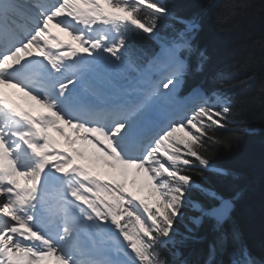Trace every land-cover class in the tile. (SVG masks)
<instances>
[{
  "label": "snow or ice",
  "instance_id": "1",
  "mask_svg": "<svg viewBox=\"0 0 264 264\" xmlns=\"http://www.w3.org/2000/svg\"><path fill=\"white\" fill-rule=\"evenodd\" d=\"M162 20L172 21L164 37ZM200 30L165 0H0V264H181L163 253L175 257L186 239L175 225L193 159L210 165L195 145L231 112L199 85L180 94L189 57L198 72L208 59L194 44ZM136 33L157 47L138 49ZM132 169L147 196L128 188ZM201 192L191 223L213 232L202 264L229 254V264H256L229 247L231 200Z\"/></svg>",
  "mask_w": 264,
  "mask_h": 264
},
{
  "label": "trees",
  "instance_id": "2",
  "mask_svg": "<svg viewBox=\"0 0 264 264\" xmlns=\"http://www.w3.org/2000/svg\"><path fill=\"white\" fill-rule=\"evenodd\" d=\"M166 3L178 16L199 18V37L207 48L208 62L203 71L192 75V82L209 76L226 95L231 112L225 118L227 123L221 122L223 127L208 129L201 137L203 143L195 145L210 165L204 168L193 159L188 171L192 187L183 209L184 218L175 225L179 232L176 238L186 239L180 257L168 251L165 257L181 264H202L213 232L206 220L198 226L191 223L196 214L191 204L203 198L202 188H211L226 198H234L228 227L235 231L237 239L230 242V249L242 246L256 264H264V0ZM169 23L172 25L171 20ZM231 34H237L235 44L227 38ZM214 35L222 37V42ZM137 40L148 43L145 38ZM219 68L225 74L220 81L212 77ZM221 170L226 174H221ZM219 259L222 264H229L235 258L229 254Z\"/></svg>",
  "mask_w": 264,
  "mask_h": 264
},
{
  "label": "rangeland",
  "instance_id": "3",
  "mask_svg": "<svg viewBox=\"0 0 264 264\" xmlns=\"http://www.w3.org/2000/svg\"><path fill=\"white\" fill-rule=\"evenodd\" d=\"M231 31L233 30V29H230ZM229 30V31H230ZM237 34H231V35H229L227 38H228V40H230V42L231 43H233V44H235V40L237 39V36H236ZM215 36V39L217 40V41H219V42H222V39H220V38H222V37H220V36H218V35H214ZM215 40V41H216ZM237 43H239V41L237 42ZM254 50V49H253ZM264 64V63H263ZM223 69H221L220 70V68H219V72L217 71V73H215L214 74V76H212L213 78H215V79H218L219 81L221 80V79H223V77L225 76V74L223 73V72H221ZM53 135H55L56 136V138L57 139H59V140H61L62 141V137H60L58 134H56V133H53ZM256 146V145H255ZM134 179H136V183L135 184H133V180ZM126 180H127V186H128V188L130 189V190H133V191H137L140 195H143V196H147L148 195V191H147V189H143V190H141V188H142V183H143V174H141L140 175V177H137L136 175H135V169H132V170H130V172H129V175L126 177ZM262 197L264 198V189H263V193H262ZM257 208L259 207V206H256Z\"/></svg>",
  "mask_w": 264,
  "mask_h": 264
},
{
  "label": "bare ground",
  "instance_id": "4",
  "mask_svg": "<svg viewBox=\"0 0 264 264\" xmlns=\"http://www.w3.org/2000/svg\"><path fill=\"white\" fill-rule=\"evenodd\" d=\"M51 27H52L53 32L60 34L63 39L70 40V39H67L68 37L65 36L64 33L60 31V29L55 28L54 25H52ZM4 90L5 91L10 90L13 93H16L18 95H22V94L24 95V93H22L19 89L14 88V87L4 86ZM24 104H25L26 108H31L36 112H40V111L46 112L47 111V109H45L41 104L37 103L36 101H33L30 97H26L25 95H24ZM53 133H55V132H53ZM101 170L104 171L107 169L102 167Z\"/></svg>",
  "mask_w": 264,
  "mask_h": 264
},
{
  "label": "water",
  "instance_id": "5",
  "mask_svg": "<svg viewBox=\"0 0 264 264\" xmlns=\"http://www.w3.org/2000/svg\"><path fill=\"white\" fill-rule=\"evenodd\" d=\"M229 200H231V199H229ZM231 202H232V210H231V212L233 211V209H234V203H233V201L231 200Z\"/></svg>",
  "mask_w": 264,
  "mask_h": 264
}]
</instances>
